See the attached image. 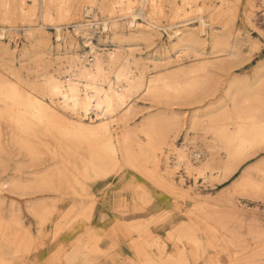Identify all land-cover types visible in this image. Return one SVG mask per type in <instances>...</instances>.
I'll return each mask as SVG.
<instances>
[{"label":"bare ground","instance_id":"1","mask_svg":"<svg viewBox=\"0 0 264 264\" xmlns=\"http://www.w3.org/2000/svg\"><path fill=\"white\" fill-rule=\"evenodd\" d=\"M169 1L168 9L165 0H0V152H15L18 171L28 165L25 159L47 161L46 173L42 167L34 170L41 174L34 187L73 199L63 224L55 225L44 264H259L264 259L258 214L247 213L249 202L239 201H264V65L251 77L231 75L223 87L215 78V68L242 58L245 39L227 30L239 23L241 0L208 7L204 0ZM260 2L258 12L245 6L242 32L264 16ZM186 4L195 17H189ZM55 12L60 20H83L73 31L55 24L53 47L46 26L54 25ZM16 18L30 20L24 33L9 24ZM98 28L103 48L93 42ZM164 31L167 42L161 41L158 52L143 54L139 47L153 44ZM77 34L86 48L81 52ZM178 103L195 108L184 118L174 109ZM181 132L186 137L179 143ZM191 132L200 133V149L188 139ZM218 183L227 186L218 195L204 191ZM21 184L10 178L1 188L26 192L32 186ZM164 193L188 218L167 238L158 232V216L139 215L156 210L155 199ZM3 204L1 197L0 264H38L35 236L15 204L10 203L9 216ZM187 204L191 208L185 210ZM110 205L138 216L119 215L100 233L91 225L93 215L100 217ZM49 206L31 207L40 226L55 213ZM244 227L253 244L242 234Z\"/></svg>","mask_w":264,"mask_h":264},{"label":"rangeland","instance_id":"2","mask_svg":"<svg viewBox=\"0 0 264 264\" xmlns=\"http://www.w3.org/2000/svg\"><path fill=\"white\" fill-rule=\"evenodd\" d=\"M174 1L176 2V4L178 3V5H183V0H174ZM204 1L206 2V7L211 6L214 3L219 4L221 2L220 0H204ZM254 3H255V6H254ZM259 3H261L260 0H254V1L253 0H241L240 5L237 8V11H238V21L237 22H239V23L237 25L231 24V27L227 29V30L231 31L232 36H233V34H235L236 36L240 35V37L244 38L245 40L242 41V45H241L242 58L239 59L238 62H235V63L228 65V66H225V67H217L219 69L215 68V71H216L215 73L217 74L215 78H218L220 80V83H222V87L226 84V81L228 82V80L234 76L239 75L241 77L242 76L243 77H251L258 67L264 65V16L261 17V15L259 14V16L256 17V19H258V20L255 21L257 23V24L255 23V27H252V24H251L250 28H248L246 26V28H244L243 32L241 30V28H242L241 22L244 21L243 20V15H244L243 10H244L245 6H249L251 8L255 7L256 12H258L260 10ZM165 4L168 7V9L171 8V6H172V4L170 3L169 0H165ZM193 5H194V3H192L191 6H193ZM196 5L198 7H200L197 2H196ZM184 6L189 7V8H187V13H188L189 17H195L196 16L197 13L194 12L193 9L192 10L190 9V7H191L190 5L186 4ZM39 17H40V13H39ZM39 17H37L38 20L40 19ZM16 19H18V18H16ZM93 19L94 18H90V20H93ZM80 20H83V18H81L79 16L72 18V19L70 18V19L60 20L59 17L57 16V13L55 12L54 13V21H53L54 25L49 23L46 26V30L50 33L51 42L53 44V47L55 46L54 44H56L55 41H56L57 29L55 27V24H61V28L63 31H73L74 28L76 27L75 24ZM194 21H197V20H194ZM22 22H23L22 19L21 20L18 19V20H16V22L9 23V24L17 26L19 31L21 33H24L25 32L24 27L30 23V20L26 19L24 21V23H22ZM224 22H225L224 19H222L221 22L219 21V26H223L222 24ZM194 24L196 25L197 22ZM239 29L241 31H239ZM162 33H163V35L161 34V36H159V38H156V40L154 41L153 44H151V45L143 44L139 47L140 49H143L142 50L143 54H146L147 52H149L150 54L158 52L157 49H159L161 47L160 44L162 42H167L166 32L164 31ZM160 37H162V38L160 39ZM18 38H19V42H20L19 43V49L21 50V49H23V44L25 41L24 34H20V36ZM76 38H77L78 43H79V51L81 52V51H83V49H86V48H84L85 46L83 43V37L80 34H77ZM103 38H104V35L102 33V30L100 28L96 29L94 31V34H93V42L95 44H99L100 48H103V46H104V43L102 41ZM253 42H255V44ZM108 47L110 49H112L115 46H114V44L110 43V45ZM34 48L37 50H40V48L38 46H35ZM28 49H33V48L28 46L27 50ZM42 56H44V55H41L40 57H42ZM38 57H39V54H38ZM212 58L215 59L216 56L215 55L209 56V59H212ZM19 59L20 58L15 59V64L19 63ZM237 63H241V64L239 65ZM234 65H236V66H234ZM231 75H233V76L231 77ZM194 108H195V106H189V105H186L183 103H178L175 105L174 109L176 110L177 114H179L181 117L183 116L185 118V117H188V115L191 113V111L194 110ZM139 119L140 118L137 117L136 119H134V121L138 123L140 121ZM199 134H200L199 132H191L190 136L188 137V139H190V140L193 139L192 146H196V149H200L201 146L203 145L202 139L199 136ZM185 137H186L185 133L181 132V135H179V137H178L179 143H182L184 141L183 139ZM21 158L24 159L23 157H21ZM8 159H10V160H8ZM11 159H12V161H11ZM15 159H16L15 158V152L12 151V149L8 150V151L4 150V151L0 152V171L2 170V168L4 169V166L5 165L7 166V164H8V168H9L7 170L4 169L7 172L4 171L0 175V192H3V189L1 188V183L10 179V178H18V180L22 181V184H23V185L21 184L22 188L26 185H32V186L29 187L28 188L29 191H26V192L23 190H20V191H15V192H13V191H6L5 192L4 191L3 193H0V198L1 197L4 198V204L2 207H3V210L6 214V216H9L8 212L10 210V203L13 202L15 204L16 211H18L17 215L20 216L22 223L25 225V227L27 229H29L32 232V235L35 236V239L37 241V244H36L37 247L35 248V250H36V254H37L36 256L38 258H36L37 259L36 261H38V264H44L45 262L48 261V258L51 255L50 251H51V246L53 244L52 242H53V233H54L55 227H56L55 225L63 224V222H64L63 214L68 209V207L72 204L73 199L71 197H68V198L67 197L66 198L60 197L59 198V196H57L54 192H51L49 190L44 191V189L42 187L40 188L41 190L38 191L37 189L39 187L38 188L34 187V183L37 181L36 176H41L40 172L37 173L34 170H39L42 167L41 170H44L43 173H46L45 170L47 169V165L49 164L47 161L39 162L40 160H38V162L32 164V163H29V162H31L30 160L28 161L27 159H25L26 162H28V165L21 170L19 169V171H18L14 165ZM6 160H8V161H6ZM37 166H38V168H37ZM17 174L19 176H17ZM34 176H35V178H33ZM24 179H27V180L24 181ZM29 179H31L30 180L31 182L29 181ZM225 187H227V186H225V184L218 183L212 189L211 188L210 189L204 188V191H206V192L210 191V192H212L214 194L216 193L218 195L219 191H221ZM23 192H25V193H23ZM34 197H36V198H34ZM57 198H59V200ZM155 200L157 201V206H158V208L156 210H154L153 212L149 210V212L141 213L139 215H144L146 218H148L152 215L158 216L159 219H158V223L156 222V224L161 226V228H160V230H158V232L162 236L167 238L168 233L170 232V230L173 229L175 224H178V223L183 222V221H187L188 218L185 216V214H183L181 212L179 213L178 209L175 208L174 199L170 195L164 193L162 195H158V197ZM259 200H253V199H247V198L240 197L239 201H241L242 203L244 202V204L246 202H249V204H247L248 205L247 206V210H248L247 213L252 214V215L258 214V218H259V220L261 222V226H262L261 229L264 230V201H262V200L259 201ZM39 203L50 204L49 207L50 208L53 207V209L55 210V213L53 214V216L48 217L46 222H45L46 224L44 223L45 225H42V226H40L41 224H40L38 218L36 216H34L33 212L31 211V209H32L31 207L34 208V207L38 206ZM57 203H58V205H57ZM111 206L112 205L103 208L104 209L103 214L100 217H99V213H97V212H95L93 215L91 225L98 226L97 228H99L100 233L105 234L109 230V228L111 227V225H112L111 223L114 221V219H116V217L118 218L119 215L125 219H132V218L135 219L138 216V214L135 215L134 213L129 212V211L125 212V210H124V212L122 211L121 213L116 212L113 209V207H111ZM183 207H185V210H188L191 208V205L187 204V205H184ZM252 215H250V216H252ZM41 227H42V230H41ZM38 231H39V233H38ZM242 234L245 237L247 236V239H249L248 242L250 241L253 244V241L251 240L252 237L248 234L247 227H244L242 229ZM36 237H38V238H36ZM261 263L264 264V259L260 260L259 264H261Z\"/></svg>","mask_w":264,"mask_h":264},{"label":"snow or ice","instance_id":"3","mask_svg":"<svg viewBox=\"0 0 264 264\" xmlns=\"http://www.w3.org/2000/svg\"><path fill=\"white\" fill-rule=\"evenodd\" d=\"M261 148L264 149V145H261Z\"/></svg>","mask_w":264,"mask_h":264},{"label":"built area","instance_id":"4","mask_svg":"<svg viewBox=\"0 0 264 264\" xmlns=\"http://www.w3.org/2000/svg\"><path fill=\"white\" fill-rule=\"evenodd\" d=\"M263 13H264V12H263ZM263 13H262V14H263Z\"/></svg>","mask_w":264,"mask_h":264}]
</instances>
